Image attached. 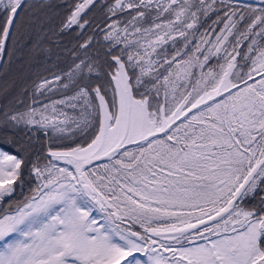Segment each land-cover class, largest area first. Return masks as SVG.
I'll list each match as a JSON object with an SVG mask.
<instances>
[{
  "label": "snow or ice",
  "instance_id": "snow-or-ice-1",
  "mask_svg": "<svg viewBox=\"0 0 264 264\" xmlns=\"http://www.w3.org/2000/svg\"><path fill=\"white\" fill-rule=\"evenodd\" d=\"M96 6L66 5L59 31L83 35ZM103 8L102 44L0 108L5 133L46 138L30 154L0 140V264H264V0ZM35 11L0 0L4 68L39 48Z\"/></svg>",
  "mask_w": 264,
  "mask_h": 264
},
{
  "label": "trees",
  "instance_id": "trees-1",
  "mask_svg": "<svg viewBox=\"0 0 264 264\" xmlns=\"http://www.w3.org/2000/svg\"><path fill=\"white\" fill-rule=\"evenodd\" d=\"M30 2L36 7L34 13L36 19L32 20L26 17L25 31L31 34L34 39L40 38L41 43L36 51L24 50L22 54H18L19 58L13 57L7 68L3 67L6 61L0 60V108L10 102L16 104L17 100H22L26 104L31 103L30 96L22 94V89L27 88L28 93H30L32 81L36 80L38 76L49 75L45 69L58 71L60 68L69 66L73 59L71 50L89 36H94L95 24H102L105 19L106 9L103 8V5L111 3L112 0H97V6L88 14V18L93 22V28L87 29L83 35L76 28L61 33L58 27L68 14L66 5L74 4L77 0H47L42 9L39 5L44 0H30ZM48 4H51L52 7L49 8ZM41 25L45 30L44 32L40 31ZM96 39H99L101 44L103 43L102 35L94 36V44ZM104 50H106L104 47L96 44L94 48L89 50V55H100L103 59L101 54ZM79 55L82 56L83 52H80ZM60 97L61 94L58 93L52 99H59ZM39 101L41 103L49 102L44 97H40ZM17 107L20 106L17 105ZM5 138L12 139L22 154H24L25 149L30 154L46 142L42 131L29 130L24 126L8 130L7 133L0 129V140ZM15 150L13 149V151ZM22 192L24 195L28 194L27 186ZM16 198H21L20 191H18ZM4 206L7 207V205Z\"/></svg>",
  "mask_w": 264,
  "mask_h": 264
},
{
  "label": "water",
  "instance_id": "water-1",
  "mask_svg": "<svg viewBox=\"0 0 264 264\" xmlns=\"http://www.w3.org/2000/svg\"><path fill=\"white\" fill-rule=\"evenodd\" d=\"M240 2L251 3V4H258L259 3V0H240Z\"/></svg>",
  "mask_w": 264,
  "mask_h": 264
},
{
  "label": "rangeland",
  "instance_id": "rangeland-1",
  "mask_svg": "<svg viewBox=\"0 0 264 264\" xmlns=\"http://www.w3.org/2000/svg\"><path fill=\"white\" fill-rule=\"evenodd\" d=\"M3 208H5V206L3 204H0V210H2Z\"/></svg>",
  "mask_w": 264,
  "mask_h": 264
},
{
  "label": "flooded vegetation",
  "instance_id": "flooded-vegetation-1",
  "mask_svg": "<svg viewBox=\"0 0 264 264\" xmlns=\"http://www.w3.org/2000/svg\"><path fill=\"white\" fill-rule=\"evenodd\" d=\"M104 51H106V50H104ZM104 51H102V54H101L102 56H103Z\"/></svg>",
  "mask_w": 264,
  "mask_h": 264
}]
</instances>
